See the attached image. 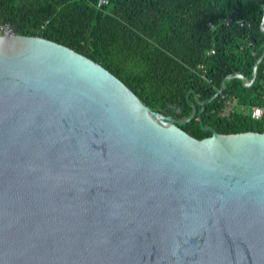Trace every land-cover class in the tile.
Returning a JSON list of instances; mask_svg holds the SVG:
<instances>
[{
    "label": "water",
    "instance_id": "95a60500",
    "mask_svg": "<svg viewBox=\"0 0 264 264\" xmlns=\"http://www.w3.org/2000/svg\"><path fill=\"white\" fill-rule=\"evenodd\" d=\"M204 129L63 44L0 32V264H264V132Z\"/></svg>",
    "mask_w": 264,
    "mask_h": 264
},
{
    "label": "trees",
    "instance_id": "16d2710c",
    "mask_svg": "<svg viewBox=\"0 0 264 264\" xmlns=\"http://www.w3.org/2000/svg\"><path fill=\"white\" fill-rule=\"evenodd\" d=\"M0 0V21L92 59L189 135L264 132V0ZM230 19V20H229ZM224 81L218 96L201 106ZM193 116L186 122H180ZM201 115L203 126L198 118Z\"/></svg>",
    "mask_w": 264,
    "mask_h": 264
},
{
    "label": "built area",
    "instance_id": "2783aa9c",
    "mask_svg": "<svg viewBox=\"0 0 264 264\" xmlns=\"http://www.w3.org/2000/svg\"><path fill=\"white\" fill-rule=\"evenodd\" d=\"M106 2H107V0H99L98 5H101L102 3H106ZM0 32H2V33L12 32V27L10 25L0 21ZM244 84L247 86L250 85L251 80L246 81ZM263 112H264V106H254L252 108L251 115H252V117L257 118V117L261 116Z\"/></svg>",
    "mask_w": 264,
    "mask_h": 264
},
{
    "label": "bare ground",
    "instance_id": "6f19581e",
    "mask_svg": "<svg viewBox=\"0 0 264 264\" xmlns=\"http://www.w3.org/2000/svg\"><path fill=\"white\" fill-rule=\"evenodd\" d=\"M230 20V19H229ZM12 32L14 33L15 32V30H14V28L12 27ZM6 33V32H5ZM16 33V32H15Z\"/></svg>",
    "mask_w": 264,
    "mask_h": 264
}]
</instances>
